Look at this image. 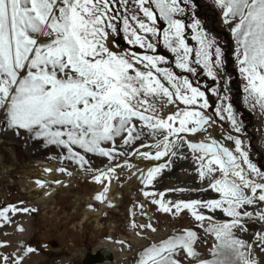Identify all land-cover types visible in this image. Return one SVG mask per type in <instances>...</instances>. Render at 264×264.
<instances>
[{"label":"snow or ice","instance_id":"snow-or-ice-1","mask_svg":"<svg viewBox=\"0 0 264 264\" xmlns=\"http://www.w3.org/2000/svg\"><path fill=\"white\" fill-rule=\"evenodd\" d=\"M215 2L221 6L226 23L230 18L239 19L232 31L238 43L239 71L247 81L246 99L264 109V0ZM183 11L178 0H0V106L7 107L9 125L35 130L48 143L66 147L68 158L81 166L88 162L73 151L72 145L113 158L115 148L101 147V142L113 141L122 132H127L125 144L138 139V135H133V118H138L153 133L159 130L166 133L162 141L165 151L157 150L152 157L155 159L167 154L173 143L170 137L183 140L184 133H207L213 120L206 114L210 104L205 91L194 86L187 76L159 67L165 62L163 56L118 52L112 48V34H119L122 22L128 44L154 50L156 45L151 41L159 38L160 30L156 26L159 18L167 23L163 42L176 54L175 66L195 76L197 68L192 65H202L207 76L215 80L214 69L222 63L221 49L215 47V61L210 59L214 41L204 33L199 20L188 26L198 30L192 38L199 42V48H190L185 42L186 26L176 18ZM38 36L48 37V42H39ZM162 100L168 104L180 101L188 107L165 119L160 115ZM216 113L220 119L225 118L222 113H227L234 130L241 131L231 104L218 108ZM209 141L188 142L187 146L202 153L197 156L202 178L217 170L222 173L223 178L215 180L211 187L222 194L223 200L180 202L174 207L177 213L181 209L190 210L197 221L206 219L197 208H223L233 219L213 226L219 247L227 249L242 264H258L247 253L254 245L234 238L232 230L237 227L244 230L241 217L252 215L239 209L254 203V199L264 202V182H257L251 176L255 174L264 181V172L250 161L239 138L235 139L238 155L211 137ZM140 154L150 158L148 152ZM243 165L250 172L246 173ZM164 167L162 164L150 169L146 183L151 184ZM113 172L109 168L107 173L100 172L93 179L100 182L110 178ZM107 190L105 187L104 193ZM245 190H250L251 195ZM104 193L95 198L103 202ZM153 202L160 203L163 211H171L164 203ZM7 211L4 209L0 216L7 219ZM258 215L264 220V211ZM194 239L195 233L187 231L166 244L145 249L138 264H180L171 254L180 247L188 256H195ZM255 240L264 247V232H258ZM26 251L34 249L29 247Z\"/></svg>","mask_w":264,"mask_h":264},{"label":"rangeland","instance_id":"rangeland-1","mask_svg":"<svg viewBox=\"0 0 264 264\" xmlns=\"http://www.w3.org/2000/svg\"><path fill=\"white\" fill-rule=\"evenodd\" d=\"M178 3L184 11L177 14L176 18L186 26L185 42L188 46L194 50L199 48V42L192 38L198 30L188 27L199 20L204 33L214 41L210 59L215 61V47L221 49L222 63L214 69L217 73L215 80L207 76L202 65H192L197 68L198 74L195 76L175 66L176 54L163 42V29L167 23L159 18L156 25L160 30L159 38L151 41L156 45L154 50L128 44L122 22L119 24V34H112V47L120 52L135 51L137 54L163 56L165 62L162 67L178 76H187L194 86L205 91L210 104L206 114L213 120L208 132L184 133L181 134L183 140L170 137L173 143L167 154L155 159L152 157L163 146L166 133L163 130L153 133L142 121L133 118V135H138V139L125 144L127 132H122L113 141L101 142V147L115 148L113 158L72 145L73 151L84 156L88 162L81 166L75 159L68 158L66 147L48 143L43 137H38L35 130L11 127L5 106L0 113V212L4 209L8 211L7 219L0 216V264H84L81 261L84 253H93L98 242L107 238L128 248L125 259L121 260L124 264H138L145 249L166 244L187 231L195 233L192 247L196 255L188 256L183 248H176L171 258L180 264H242L227 249L219 247L220 241L212 231L213 226H205L202 221H197L188 209H181L177 213L175 204H170L168 207L171 211L165 212L160 203L153 202L155 198L148 197L151 192H148V196L144 195L147 188H151L145 177L152 168L163 164L166 169L172 160L173 167L180 161H187V166L193 172L200 170L199 162L193 157L195 152L187 144L210 142L209 137L236 155L235 139L239 138L250 161L264 172V134L263 137L260 135L263 129L260 122L264 124V109L257 105V111L254 112L250 108L253 101L246 99L244 88L247 81L239 71L236 36L233 31L229 34L228 28L220 21L219 11L207 0H178ZM232 20L235 28L239 19ZM48 39L46 36H38L41 43L48 42ZM191 59H195L194 51ZM229 104L241 128L239 133L227 119V113H222L224 119H220L216 113L218 108ZM229 136L233 139H228ZM176 147L180 149L178 153H175ZM143 152H148L150 158H144L140 154ZM172 153H175V157ZM243 167L246 173L250 172L246 165ZM61 168L65 171H59ZM109 168L114 169L110 178L105 177L100 182L93 179L100 172L107 173ZM210 178V182L214 183L223 177L217 170ZM36 180L42 182L40 187L28 186L29 182ZM105 187L108 189L106 193ZM245 191L251 195L250 190ZM98 193H104L103 202L94 198ZM258 205V199H254L250 205H244L242 213L250 212L252 215L241 218L258 220L255 212ZM25 208L29 211L21 210ZM232 232L234 238L245 244H249L253 235V231L245 232L239 227L233 228ZM133 235L139 237L140 246L134 241ZM29 247L34 251L27 252Z\"/></svg>","mask_w":264,"mask_h":264},{"label":"bare ground","instance_id":"bare-ground-1","mask_svg":"<svg viewBox=\"0 0 264 264\" xmlns=\"http://www.w3.org/2000/svg\"><path fill=\"white\" fill-rule=\"evenodd\" d=\"M207 1L211 3L219 11L220 21L228 28V32H230L229 34H232V29L234 26L233 20L230 18L229 21L226 23L221 6L218 5L215 2V0H207ZM113 50L118 51L117 49L114 48ZM162 65L163 63H160L159 67H162ZM138 67L142 68V66H138ZM160 103L163 104V108L160 110V115L163 116L165 119L167 118L168 115H174L175 112L185 109L182 108L185 107V105L180 101H176L173 104H168L166 100H162L160 101ZM251 103L252 104L250 108L254 112L257 111L258 108L257 105H254V101ZM4 107L5 106H0V113H2ZM260 124H262L261 126H263L262 128L264 129L263 122H260ZM263 129L261 130L260 133L262 137L264 134ZM180 147L181 146H179V148ZM180 149L178 150L177 148V151L175 150V153H178ZM159 151H165L164 147L161 146ZM198 155H202V153H197V152L193 153V157H195V160L200 164V161L197 159ZM173 157H175V155ZM184 160H186V158ZM180 162H178L179 164L177 166L173 167V161L171 160L169 162V165L166 166V169L164 168L161 169L160 173L155 177L156 179L151 184H148L151 187L149 189L147 188L146 191V192H151V195L149 194L150 196H148L149 198L153 197L155 198L156 201L162 199L161 202H163L167 206H169L170 204H177L180 202L187 203L191 201L208 202L211 200H219V201L223 200L222 194L217 192L214 188L211 187L213 183L210 182L211 181L210 177L212 175L211 176L207 175L202 178L200 176L201 169L193 172L187 166V161L183 163ZM37 181L40 180L29 182L28 186L40 187L41 184H37ZM164 184H167L168 186L164 187ZM161 193H163V195H160ZM196 211L199 214H202L206 217V219L202 221L203 225L205 226H214L224 223H230L231 220L233 219V217L227 215V213L223 210V208H217L215 210H210L207 208H197ZM239 211L242 212L244 210L239 209ZM262 211H264V209H262L261 212ZM241 221L244 226L245 232L253 231L255 227L257 228V226L260 229L261 227H264V225L262 224L259 225L258 223L259 218L258 220L255 221L243 220L241 218ZM133 236H134V241H136V244L140 246L141 242L139 237H137L136 235ZM96 251L97 254L95 258H93L95 260H93V262H91L90 264H124L121 260L125 259L128 248H124V246L122 247L116 241L107 238L98 242L96 247L93 249V252Z\"/></svg>","mask_w":264,"mask_h":264},{"label":"water","instance_id":"water-1","mask_svg":"<svg viewBox=\"0 0 264 264\" xmlns=\"http://www.w3.org/2000/svg\"><path fill=\"white\" fill-rule=\"evenodd\" d=\"M262 170L264 171V168H262ZM252 178L256 179L257 182H264V181L260 180L259 177L253 176ZM258 195H259V193H257V196ZM262 209H264V202L259 201V205L255 209V212H256L258 218H259L258 214L261 212ZM258 223H259V225L260 224L264 225V220H261L259 218ZM258 232H264V227H261V229H260L257 226V228L255 227V229L253 230V235L249 239V244H253L254 247L251 250H248V254L251 256V258L257 260L258 264H264V247H261L255 240L256 234ZM96 254H97V251L93 252V253L92 252H85L81 258L82 263L90 264L91 262H93V260H95L93 258H95Z\"/></svg>","mask_w":264,"mask_h":264}]
</instances>
